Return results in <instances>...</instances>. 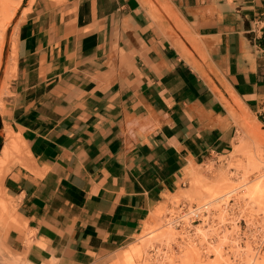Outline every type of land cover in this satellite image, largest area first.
Wrapping results in <instances>:
<instances>
[{
  "label": "crops",
  "instance_id": "1",
  "mask_svg": "<svg viewBox=\"0 0 264 264\" xmlns=\"http://www.w3.org/2000/svg\"><path fill=\"white\" fill-rule=\"evenodd\" d=\"M0 124L21 264H123L196 168L264 115V0H27ZM159 209V210H157ZM134 243V244H133Z\"/></svg>",
  "mask_w": 264,
  "mask_h": 264
},
{
  "label": "rangeland",
  "instance_id": "2",
  "mask_svg": "<svg viewBox=\"0 0 264 264\" xmlns=\"http://www.w3.org/2000/svg\"><path fill=\"white\" fill-rule=\"evenodd\" d=\"M26 1L0 0V111L2 97L14 72L15 35L19 16L25 12L22 8ZM10 141L15 142L12 154L0 165V264H8L7 261L12 259L15 264H21L20 260L12 258L1 240L2 230L11 221L9 217L13 212L5 198L2 182L10 168L24 162L26 154L16 142V136L11 135L0 124V154ZM237 143L238 147L227 158L217 163L211 162L206 169L204 166L196 168L198 176L195 178L192 175L189 183L182 186L189 189L180 197L174 198L169 206L159 208L160 215L146 224L138 239L135 237L134 243H139L134 251L137 259L129 256V264H264V252L258 254L255 251L252 234V229L258 222L264 230V115L257 119L250 113H243L235 144ZM254 181L260 183L262 193L252 194ZM241 185H244L245 191L237 194L231 206L234 211L232 217L230 221L225 220L223 217H226V213L221 211L217 198ZM208 201L215 211L218 226L229 221L228 228L201 226L189 232L191 227L176 231L166 224L167 212H172L179 203L191 206ZM239 216L247 223L246 231L241 230L246 238L244 245L240 244V227L236 224Z\"/></svg>",
  "mask_w": 264,
  "mask_h": 264
},
{
  "label": "built area",
  "instance_id": "3",
  "mask_svg": "<svg viewBox=\"0 0 264 264\" xmlns=\"http://www.w3.org/2000/svg\"><path fill=\"white\" fill-rule=\"evenodd\" d=\"M204 167L206 165H203ZM240 192V191H239ZM237 194L235 193H229L227 196L224 197L221 203L223 204V211L226 213V217L224 216L223 218L225 220L231 219V214L234 212L233 209H231V206L233 205V201L235 200ZM228 197V201L225 203V198ZM210 203H204L201 205H196L192 204L191 206H187L186 203H179L173 210L172 212H167L166 214V221L167 223L171 224V226L176 230V231H181V230H186V228H190L189 232L193 231V228L197 227H209L214 225L217 229V227L221 228L225 226L228 228L229 221L224 222L221 226L219 225L218 220L216 219L215 211L208 206ZM238 217V215H236ZM236 224H239L240 227V239H242V243L244 245L245 237L243 236V232L246 231L247 229V223L246 220L242 217L239 216L238 222ZM187 228V229H188ZM241 230L243 232H241ZM252 234L254 236V245H255V251L259 254L261 252H264V230L261 224L258 222L257 225L252 229ZM242 246V245H241Z\"/></svg>",
  "mask_w": 264,
  "mask_h": 264
},
{
  "label": "bare ground",
  "instance_id": "4",
  "mask_svg": "<svg viewBox=\"0 0 264 264\" xmlns=\"http://www.w3.org/2000/svg\"><path fill=\"white\" fill-rule=\"evenodd\" d=\"M10 134L11 135H13L11 132H10ZM16 142L17 143H19V141L18 140H16ZM15 144V142L14 141H10L6 146H4L3 147V149L1 150V154H0V165L2 164V161H4V160H7L9 157H10V155L12 154V151H13V147L15 146L14 145ZM211 165V163H209L208 165H206L204 168L206 169V168H208L209 166ZM255 182V181H254ZM251 190H252V194H259V192L260 193H262L261 192V186H260V183L259 182H255V183H253V185H252V188H251ZM240 191V192H239ZM244 191H245V189H244V185H241V186H238V187H236L235 189H232V190H230L229 192H226V193H224L222 196H220V197H218L217 198V203L220 205V207H221V211L223 210L222 208H223V204L221 203V201H219V200H223L224 199V197L225 196H227L229 193H235V194H242V193H244ZM228 201V197H226L225 198V203ZM207 203H210V204H208V206L210 205V207H211V202H207ZM215 203V202H214ZM220 211V212H221ZM167 220V219H166ZM166 224L167 225H170L171 226V224H169V223H167L166 222ZM148 226V225H147ZM148 227H146V229H147ZM199 227H197V229H198ZM148 231V230H147ZM191 236V235H190ZM122 260H123V264H129L130 263V258H129V256H124L123 258H122ZM13 261H14V259H12V260H9V261H7L8 262V264H9V262H10V264H13ZM6 262V263H7ZM14 264H15V261H14Z\"/></svg>",
  "mask_w": 264,
  "mask_h": 264
}]
</instances>
